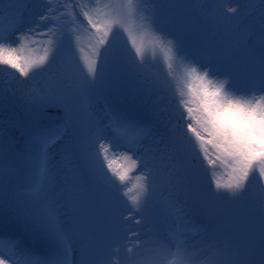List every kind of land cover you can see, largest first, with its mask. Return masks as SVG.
<instances>
[{"label":"snow or ice","instance_id":"6c2138e0","mask_svg":"<svg viewBox=\"0 0 264 264\" xmlns=\"http://www.w3.org/2000/svg\"><path fill=\"white\" fill-rule=\"evenodd\" d=\"M0 66V264H264V0H0Z\"/></svg>","mask_w":264,"mask_h":264},{"label":"rangeland","instance_id":"374dc122","mask_svg":"<svg viewBox=\"0 0 264 264\" xmlns=\"http://www.w3.org/2000/svg\"><path fill=\"white\" fill-rule=\"evenodd\" d=\"M35 39H36L37 43L31 45V48H32V53L31 54L34 55V56H39V55L42 54V49H43L42 41L46 40V37L37 35L35 37ZM84 48H85L84 55L86 56V55H88V48H87V40H86V38H85V41H84ZM78 55H79V53H78ZM0 67H2V66H0ZM156 69L159 72V74L161 75V77H163L164 72H165V69L163 68V66L161 64H157L156 65ZM137 175H138V173H133L132 174V177H131L132 183L136 182L135 181V177ZM128 223H129V227H131L133 229L136 228L135 224L132 221H129ZM134 242L135 241H131V243H134Z\"/></svg>","mask_w":264,"mask_h":264}]
</instances>
